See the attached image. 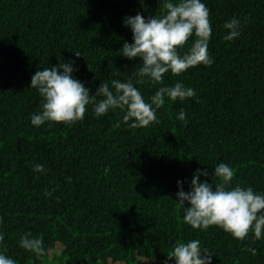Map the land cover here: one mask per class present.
<instances>
[{"label":"trees","instance_id":"obj_1","mask_svg":"<svg viewBox=\"0 0 264 264\" xmlns=\"http://www.w3.org/2000/svg\"><path fill=\"white\" fill-rule=\"evenodd\" d=\"M204 2L213 63L163 81H182L196 96L166 98L158 123L130 129L115 127L121 110L95 116L91 105L70 125H32L42 98L31 77L74 60L90 95L101 82L135 81L139 60L119 50L132 42L122 20L159 16L163 0H0V251L17 264H174L166 257L175 243L198 239L212 264H264V237L193 229L175 202L177 180L188 191L196 169L207 168L201 180L215 183L218 162L234 170L232 186L264 192V0ZM233 17L240 35L228 41L223 24ZM163 85L135 84L145 100ZM181 109L187 124L176 118ZM25 232L43 238L45 254L20 246Z\"/></svg>","mask_w":264,"mask_h":264},{"label":"clouds","instance_id":"obj_2","mask_svg":"<svg viewBox=\"0 0 264 264\" xmlns=\"http://www.w3.org/2000/svg\"><path fill=\"white\" fill-rule=\"evenodd\" d=\"M122 23L132 33V42L125 41L119 49L121 56L128 60L138 59L140 66L127 80L113 79L111 86L101 82L94 95L74 73L78 72L75 61H63L58 65L37 70L31 77L29 88L37 90L42 98L41 111L31 115V124L41 126L48 123L70 125L84 118L87 106L95 116L108 111L121 110V123L130 129L147 127L158 123L157 110L170 102H183L194 98L196 92L182 81L163 85L165 74L179 75L200 64L209 66L213 58L208 53L212 26L209 8L204 0H163L159 16H145L138 12L126 16ZM241 22L233 17L224 22V39L231 41L240 35ZM189 41L190 44H189ZM188 44L185 49V45ZM80 57L81 53H74ZM163 85L145 100L135 84ZM187 124L186 112L181 109L176 117ZM33 171L43 172V164H34ZM207 168H198L190 180L189 190L183 188V181L177 180L178 191L175 202L183 211V221L193 229L207 230L216 226L237 240L249 238L253 241L264 237V192H257L251 186H232V167L218 162L212 168L215 183L201 180L207 177ZM50 195V193H46ZM259 213V215H257ZM3 218L0 217V223ZM4 234L0 232V242ZM20 246L25 250L43 255L46 252L41 236L25 232L20 237ZM253 255L256 249L248 247ZM167 260L174 264H212V255L200 246L198 239L175 243L167 254ZM0 264H17L11 257L0 251Z\"/></svg>","mask_w":264,"mask_h":264},{"label":"water","instance_id":"obj_3","mask_svg":"<svg viewBox=\"0 0 264 264\" xmlns=\"http://www.w3.org/2000/svg\"><path fill=\"white\" fill-rule=\"evenodd\" d=\"M257 215H259V213Z\"/></svg>","mask_w":264,"mask_h":264},{"label":"rangeland","instance_id":"obj_4","mask_svg":"<svg viewBox=\"0 0 264 264\" xmlns=\"http://www.w3.org/2000/svg\"><path fill=\"white\" fill-rule=\"evenodd\" d=\"M58 252V251H57Z\"/></svg>","mask_w":264,"mask_h":264}]
</instances>
